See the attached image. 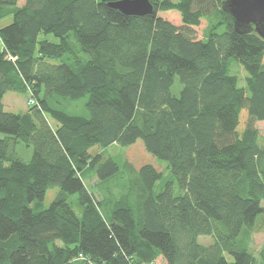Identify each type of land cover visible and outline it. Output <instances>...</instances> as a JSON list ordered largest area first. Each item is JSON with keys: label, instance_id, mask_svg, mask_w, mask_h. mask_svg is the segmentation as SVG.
Wrapping results in <instances>:
<instances>
[{"label": "trees", "instance_id": "1", "mask_svg": "<svg viewBox=\"0 0 264 264\" xmlns=\"http://www.w3.org/2000/svg\"><path fill=\"white\" fill-rule=\"evenodd\" d=\"M20 1L0 0V23L12 18L0 26V264L264 261V250L260 259L250 251L264 222L255 126L264 121V40L236 32L224 0H151L146 16L123 14L115 0ZM168 11L182 26L160 17ZM231 59L248 72L244 87ZM8 92L28 93L31 106L6 111ZM85 98L87 114L57 108ZM138 140L168 164L167 178L89 152ZM19 145L31 149L28 161ZM54 187L48 208L30 206Z\"/></svg>", "mask_w": 264, "mask_h": 264}, {"label": "rangeland", "instance_id": "2", "mask_svg": "<svg viewBox=\"0 0 264 264\" xmlns=\"http://www.w3.org/2000/svg\"><path fill=\"white\" fill-rule=\"evenodd\" d=\"M177 2L178 0H173ZM20 4H24V0L20 1ZM160 17L169 22L173 23L176 26H182L181 16L176 11H168V12H160ZM12 18H8L7 20L0 23V26L7 25L11 22ZM207 22L203 20L199 27H195L196 35L198 39L203 37L204 29L206 28ZM41 39H47L51 42L57 43L59 40L55 38L53 35H42ZM230 74L234 75L239 80V85L241 87L245 86V79L248 76V72L244 69V67L235 59L230 60ZM179 89V82L176 80L175 91L177 93ZM86 98L80 101H62L60 105L57 106L58 109L67 112L73 115H82L87 114L86 108L84 107V103L86 102ZM5 103V110L8 112H12L15 114H22L28 110L31 106V95L28 93L26 94H19L15 92H8L4 98ZM51 124L53 127L56 128L57 123L50 119ZM256 128L260 133L259 145L260 147L264 148V121L256 122ZM4 135L0 133V138H3ZM18 155L23 158L25 161H28L31 158L32 151L31 149H27L24 145H19L17 148ZM90 154L95 156L97 154H102L105 157L112 158L120 167H122L126 162L132 164L136 169H140L144 165H152L158 171L164 174V177L167 178L169 176L168 164L164 161L158 160L152 154L147 152L145 149L144 143L142 140H138L134 145L129 147H121L118 145H112L107 148H99L93 147L90 149ZM125 184L127 180L124 181ZM165 181H160L157 183L154 191L155 193H159ZM86 185L89 190L95 195V199L98 200L101 197L99 196V192L97 190V180L91 179L86 181ZM59 194V188L54 187L50 188L42 201L34 202L30 206L36 210H43L48 208L51 203L55 200L57 195ZM134 201L136 197L133 196L132 198ZM71 206L77 215L81 214V207L79 205L78 196H73L70 199ZM263 215H260L257 220V227L255 229V233L253 235V239L250 244V251L251 253L257 258L260 259V254L264 250V222L262 220ZM214 239L211 236H201L199 238V243L204 246H209L213 244ZM263 259V257H262ZM163 260H158L157 263H162ZM260 264H264V261H261Z\"/></svg>", "mask_w": 264, "mask_h": 264}, {"label": "water", "instance_id": "3", "mask_svg": "<svg viewBox=\"0 0 264 264\" xmlns=\"http://www.w3.org/2000/svg\"><path fill=\"white\" fill-rule=\"evenodd\" d=\"M109 6L125 15L146 16L154 12L151 0H115ZM222 9L242 35L256 32L264 40V0H224Z\"/></svg>", "mask_w": 264, "mask_h": 264}, {"label": "crops", "instance_id": "4", "mask_svg": "<svg viewBox=\"0 0 264 264\" xmlns=\"http://www.w3.org/2000/svg\"><path fill=\"white\" fill-rule=\"evenodd\" d=\"M5 98V97H4ZM4 105H5V103H4Z\"/></svg>", "mask_w": 264, "mask_h": 264}, {"label": "built area", "instance_id": "5", "mask_svg": "<svg viewBox=\"0 0 264 264\" xmlns=\"http://www.w3.org/2000/svg\"><path fill=\"white\" fill-rule=\"evenodd\" d=\"M1 46V45H0Z\"/></svg>", "mask_w": 264, "mask_h": 264}]
</instances>
